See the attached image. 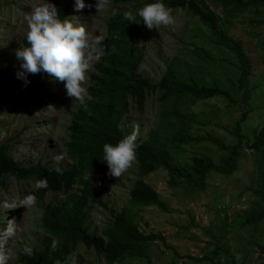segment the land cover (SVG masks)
I'll list each match as a JSON object with an SVG mask.
<instances>
[{"label":"rangeland","instance_id":"374dc122","mask_svg":"<svg viewBox=\"0 0 264 264\" xmlns=\"http://www.w3.org/2000/svg\"><path fill=\"white\" fill-rule=\"evenodd\" d=\"M212 10L221 14L216 0H200ZM45 0H0V67L10 69L9 74L17 76L21 71L15 50L26 38L28 31L25 14ZM86 5L76 11V0H59V6L70 5L69 20L74 25H83L91 37L106 38L105 27L109 17L117 8L109 3L102 13L96 10L97 0H84ZM124 10L133 11L131 7ZM176 24L167 28L153 29L143 46L145 54L139 73L150 82L158 83L166 68L174 61L184 60L192 69L202 64L209 73L205 77L207 85L228 90L232 100L214 97L200 100L189 113L194 114L191 130L194 140L183 145L175 154L177 164H185L192 158L210 156L220 163L225 151L215 143L220 139L226 145L238 142L237 121L242 116V153L237 170L231 175L211 172L204 191L193 189L184 182L175 187L168 183L169 175L161 168L145 178L168 205L169 212L157 207H133L130 203V189L138 178V164L133 165L112 182L108 172L98 174V184L109 208L120 212L132 210L135 222L146 233H155L164 240L150 244L148 253L153 264H264V220L261 223L246 217L256 215L262 203L258 192L264 185V154L255 151L251 145L256 136L264 131V15L247 13L234 21L231 34L239 39L249 53L253 66L250 94L246 103L243 93L237 90L240 76L239 59L226 47L219 45L210 35L209 29L198 17L187 10L173 11ZM100 47V46H98ZM206 56L201 59L199 55ZM178 63V62H177ZM189 70V69H187ZM88 71L86 87L89 75ZM31 75L28 76L30 81ZM195 78L199 79L200 75ZM40 91L31 92L30 83L25 86L22 79L11 82L0 78V146L10 147L9 155L19 164L29 167L49 158L54 165L68 168L71 162L67 157L66 144L69 141L67 127L81 103L67 96L63 82L49 77ZM163 103L160 93L146 94L143 106L138 109L130 104L122 121L121 128L126 135L133 132V125H139L137 142L148 138L151 131L161 122ZM168 103L167 107H171ZM186 113L184 106L179 107ZM63 156L57 162L54 158ZM35 179L17 181L8 178L5 187L0 186V232L8 220L18 224L17 234L7 245L12 250L9 264H23L19 253L25 247H39L45 237L42 227L43 215L52 199L46 193L36 205L27 210L24 207L6 208L4 205L15 202L17 206L27 194L36 196ZM77 193V187H74ZM64 198V195H60ZM264 209V207H263ZM87 222L89 231L102 236L111 224V217L105 209L89 206ZM174 252L185 258H177ZM217 252V253H216ZM210 257L212 261L196 262L186 257ZM71 264H111L83 244L71 254ZM113 264H147L144 258H125Z\"/></svg>","mask_w":264,"mask_h":264},{"label":"trees","instance_id":"16d2710c","mask_svg":"<svg viewBox=\"0 0 264 264\" xmlns=\"http://www.w3.org/2000/svg\"><path fill=\"white\" fill-rule=\"evenodd\" d=\"M46 2L47 0L44 3ZM48 2L55 4L61 20L68 18L70 5L61 7L59 0ZM156 2H163L173 10L185 9L198 17L219 45L237 55L240 67L237 90L243 93L246 103L250 94L253 66L244 44L231 34V30L239 16L247 13L264 15V0H216L217 6L222 8L221 14L200 0H111L117 11L109 17L107 23L108 38L103 45L105 54L93 66L94 71L87 86L88 95L84 102L80 103L76 113L72 114L71 125L68 127L70 137L66 153L71 166H55L52 161L47 160L45 163L25 167L9 155V146H0L1 187H5L10 177L18 181L47 178L48 188L38 189L37 199H42L47 191L53 194L54 199L43 215L42 226L46 236L38 248L31 249V255L26 254L24 250L20 251L19 256L23 264H71V254L80 244L94 250L98 256L111 264L134 257L144 258L147 264H153L148 253L149 246L164 239L155 233L143 231L135 222L132 210L123 209L116 212L110 209L97 181L100 172H109L107 163L102 162L103 145H116L128 136L121 128L127 108L133 104L141 109L146 94L159 92L163 110L157 128L150 132L146 140L136 141L138 147L135 161L138 164V178L130 189V203L133 207H157L162 212H169L167 203L145 180L161 168L167 170L171 187L184 182L200 191L205 190L211 172L231 175L237 170L243 149L241 126L245 121L244 116L237 121L235 136L238 142L235 145H226L220 139L214 140V143L226 152L220 163H216L207 155L192 158L185 164H177L174 160L175 154L179 153L183 145L194 140L191 133L194 114L189 113L192 106L200 100L214 97L232 100V96L228 90L207 85L205 77L209 73L205 71L204 65L199 63L192 69L184 60L174 61L167 66L158 83H152L138 74L137 70L142 61L139 40L142 30L147 29L138 12L143 6ZM126 6L131 7L134 12L137 11L133 13L136 23L123 18L126 12L123 7ZM22 43L23 46H28L26 38ZM199 57L204 59L206 56L200 54ZM9 70L0 67V78L18 82L17 76L9 74ZM197 75H200L199 79L195 78ZM46 76L47 73L43 72L31 75L32 93L42 89ZM168 103H172L170 108L167 107ZM180 106L186 108V113L180 111ZM251 147L264 154V131L255 137ZM57 167L62 169V174L55 170ZM110 179L113 182L118 180L111 177ZM75 186L77 193H74ZM257 192L262 199V203H259L261 208L256 215H247V224L250 221L261 223L264 220V185ZM60 195H64V198H60ZM91 205L105 209L111 217V224L102 236L90 232L87 226ZM53 239L58 241L55 251L52 249ZM174 254L177 258H185L177 252ZM186 258L196 262H213L210 257ZM170 264L178 263L173 260ZM230 264L236 263L232 261Z\"/></svg>","mask_w":264,"mask_h":264},{"label":"clouds","instance_id":"9594fccd","mask_svg":"<svg viewBox=\"0 0 264 264\" xmlns=\"http://www.w3.org/2000/svg\"><path fill=\"white\" fill-rule=\"evenodd\" d=\"M109 3H111V0H97L95 5L97 12L100 14L105 11L109 6ZM85 7L90 8L92 5H86L84 0H76V11H81ZM173 11L177 10L167 7L163 2L150 3L139 10L138 15L142 18L143 24L147 27V29L144 28V30H142L139 40V47L142 53V61L137 70L139 75V68L145 57L143 46L147 43V38H149L151 30H159L161 26L167 28L173 27L176 24ZM135 12L134 10H126L123 14V18L132 23H136V16L133 14ZM113 14L115 15L114 12ZM68 18L61 20L57 7L55 4L49 3L48 0L46 3L34 7L31 12L25 14L24 19L28 27L26 34L28 46L25 47L21 45L15 50V55L20 62L21 69V71L17 73V78L22 79L25 86H27L30 83L28 80L29 75H36L42 72L47 73L43 82H46L49 77L54 81L63 82L67 96L73 99V101H80L83 103L88 95L87 86L90 81L89 79L88 84L85 87L84 84L87 80L86 74L105 54L103 45L108 38L107 24L105 27L106 38L103 42L101 36L97 35L96 37H91L83 25L76 26L70 22ZM92 73H90V75ZM138 135L139 125L134 124L133 132L120 140L116 145L110 143L103 145L104 157L102 162L107 163L109 177L118 179L133 165L136 160V149L138 147L136 141ZM54 159L59 162L63 159V156H57ZM47 160L52 161L49 158H47L46 161ZM55 170L62 174V169L57 167ZM14 179L16 180V178ZM34 187L37 190L48 188L47 178L37 180ZM47 192L51 193L49 191ZM47 192H45L44 195ZM53 201L52 194V199L49 203ZM36 202L37 192L36 196L33 193L27 194L21 201H19L18 206L13 202L12 204L6 203L4 207L9 209L24 207L29 210L36 205ZM17 230L18 224L15 220H8L6 227L0 232V264H9L12 257V250L8 248L7 245L9 240L16 236ZM57 245L58 241L53 239V251L56 250ZM24 252L31 255V249L28 247H25Z\"/></svg>","mask_w":264,"mask_h":264}]
</instances>
